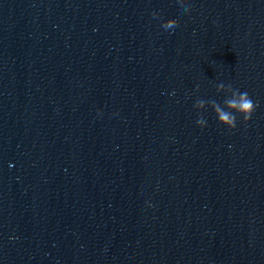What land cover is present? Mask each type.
I'll list each match as a JSON object with an SVG mask.
<instances>
[{"label":"clouds","instance_id":"9594fccd","mask_svg":"<svg viewBox=\"0 0 264 264\" xmlns=\"http://www.w3.org/2000/svg\"><path fill=\"white\" fill-rule=\"evenodd\" d=\"M182 6L187 7L184 5V0H178ZM158 14L153 12V16H157ZM178 26V21L176 19H167L163 24L162 27L165 30L175 29ZM223 87V85H221ZM232 91V97L230 99L225 100V104L229 109L234 110L233 112H226L221 109L219 104L213 102V107L215 112L218 114L219 122L221 124L227 125L228 128H235L236 127V115L234 113H238L243 116L245 122L250 120L252 113L255 111L256 104L250 98L247 92H240L238 89H233L231 85L228 86ZM199 106H203V101L198 102ZM196 123L200 127H204L206 121L203 117L197 119Z\"/></svg>","mask_w":264,"mask_h":264}]
</instances>
